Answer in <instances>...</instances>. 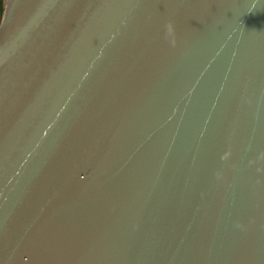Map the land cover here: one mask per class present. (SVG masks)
I'll return each mask as SVG.
<instances>
[{
	"label": "water",
	"instance_id": "water-1",
	"mask_svg": "<svg viewBox=\"0 0 264 264\" xmlns=\"http://www.w3.org/2000/svg\"><path fill=\"white\" fill-rule=\"evenodd\" d=\"M0 264H264V0H4Z\"/></svg>",
	"mask_w": 264,
	"mask_h": 264
},
{
	"label": "trees",
	"instance_id": "trees-1",
	"mask_svg": "<svg viewBox=\"0 0 264 264\" xmlns=\"http://www.w3.org/2000/svg\"><path fill=\"white\" fill-rule=\"evenodd\" d=\"M3 10H4V0H0V20L2 17Z\"/></svg>",
	"mask_w": 264,
	"mask_h": 264
}]
</instances>
